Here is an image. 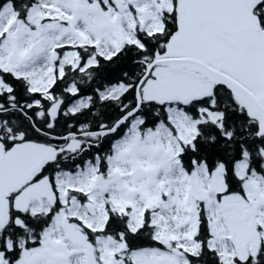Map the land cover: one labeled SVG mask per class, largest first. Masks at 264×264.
I'll use <instances>...</instances> for the list:
<instances>
[{
    "label": "snow or ice",
    "instance_id": "1",
    "mask_svg": "<svg viewBox=\"0 0 264 264\" xmlns=\"http://www.w3.org/2000/svg\"><path fill=\"white\" fill-rule=\"evenodd\" d=\"M0 264H264V0H0Z\"/></svg>",
    "mask_w": 264,
    "mask_h": 264
}]
</instances>
